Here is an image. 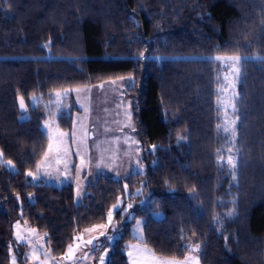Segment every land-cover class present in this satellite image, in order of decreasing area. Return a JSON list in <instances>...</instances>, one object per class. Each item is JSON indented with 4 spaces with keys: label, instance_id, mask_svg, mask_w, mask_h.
Masks as SVG:
<instances>
[{
    "label": "trees",
    "instance_id": "16d2710c",
    "mask_svg": "<svg viewBox=\"0 0 264 264\" xmlns=\"http://www.w3.org/2000/svg\"><path fill=\"white\" fill-rule=\"evenodd\" d=\"M213 55L264 57V0H0V155L15 167L0 162V264L12 251L25 264L16 222L60 257L125 196L132 207L115 211L106 264H129L137 217L141 242L161 257L184 258L194 240L199 264H264V60L242 61L231 139ZM120 76L133 77L125 97L142 171L99 176L78 203L71 184L32 182L52 93ZM56 122L69 130L72 119Z\"/></svg>",
    "mask_w": 264,
    "mask_h": 264
},
{
    "label": "rangeland",
    "instance_id": "374dc122",
    "mask_svg": "<svg viewBox=\"0 0 264 264\" xmlns=\"http://www.w3.org/2000/svg\"><path fill=\"white\" fill-rule=\"evenodd\" d=\"M216 56L231 55H213V59H215ZM215 61L217 62L219 69L217 100L218 106L221 110L222 131L226 135L232 136L234 125L231 122H236L235 111L233 110L232 105H235L236 110L242 62L237 66L239 68V72L237 73L231 66L230 62L217 61L216 59ZM120 77H123L124 79L121 80L118 79L119 77H114L91 86L62 88L52 93L47 101L52 107L51 117L43 123V129L49 138L45 152L48 151V145L50 142L53 143L54 147L47 161H44V154L42 155L41 161L38 165H41L42 161H44V163L41 167H37L35 172H33V175L37 178L34 179L33 176H30L32 182L43 181L57 186L71 184L74 189L75 202L78 203L83 199L86 193V186L94 182L99 176L124 178L131 175L128 174L129 169L126 168H134L135 163L133 156L138 152V148L141 150V146L138 144L139 142L133 131L131 106L129 100L125 97L126 88L133 84V77ZM113 80L116 81L115 84L111 83ZM76 89H80V91L77 92ZM57 93H60V95L58 96ZM19 101L20 98L18 99V103ZM38 102H40L39 97H32V105H35ZM22 110L24 111V109H21V111ZM61 113L70 114L71 116L72 122L69 130L60 127L56 122V117ZM27 116L28 113L26 114V112H23L20 118H25ZM225 127L228 128V131L224 130ZM59 133H65L67 135L63 137V142L59 144L60 151L57 152L56 141L60 139L58 135ZM230 136L229 138L232 139ZM50 137L52 138L51 140ZM226 155L227 160L229 156L233 159L234 149L228 147L226 149ZM82 158L83 166L81 165ZM58 160L59 163L57 162ZM0 162H2L8 169L12 171L15 170L14 165L12 163L9 164V161L4 160L1 155ZM78 168L80 169L79 179H77ZM133 172L137 173L135 171ZM78 186L79 195L77 194ZM125 198L122 197L119 199L120 209H123L124 211L129 208V202L127 198ZM115 204H117V202ZM110 209H113V205ZM116 210H114V214ZM114 214L111 225L108 226L105 232V236H100V231H103V229H97L96 231L89 233L84 231L86 228L77 235H83V241L74 240V242L71 243L74 248L76 244L80 245L75 251L73 260L65 258L68 246L62 256L53 257L48 248L46 247L47 250L44 248V246H46L44 233H39L36 230L35 232H30L29 230L33 228L29 226V224L27 226V223H25L26 225L20 226L18 230L16 225L19 222H16V241L18 244L21 243L22 245H26V248L28 246V250L25 249L24 246L25 251L22 256L23 261H25V264H41V261H46V264H100V257L103 256L105 257L106 264L110 255L109 249L114 242L117 241L120 235ZM157 215L160 217L161 213H157ZM131 217L132 215L128 214L127 218L130 219ZM100 224H108L107 217L106 221ZM95 225L87 228H92ZM18 231L23 236L22 240L17 239ZM36 233H38V235H36ZM113 235L115 236L114 239L110 241L106 239V237H111ZM131 235L135 237V240L131 242L144 245L142 248L146 246L141 242L143 233L142 220L140 217L135 218L133 221ZM94 237L97 238L94 240V244L99 245V247L95 249L93 245L85 244L87 240ZM27 239H29V241ZM33 239L37 240L41 245L45 244L42 247L43 250L32 245L33 241L30 242V240ZM131 242L126 243L125 249L129 264H132L128 255L129 251H133V249L129 247ZM189 242L187 243L188 245H190ZM196 244L197 243L193 240L189 249ZM146 247L150 249L148 246ZM33 249H35V256L37 258H33ZM45 252L48 253L47 257L44 256ZM85 253H87V258L82 259ZM190 255L199 257V251L190 252L188 250L185 257ZM185 257L179 260H183ZM17 258L18 255L12 251L9 260L10 264H13V259H15V264H17Z\"/></svg>",
    "mask_w": 264,
    "mask_h": 264
},
{
    "label": "snow or ice",
    "instance_id": "6c2138e0",
    "mask_svg": "<svg viewBox=\"0 0 264 264\" xmlns=\"http://www.w3.org/2000/svg\"><path fill=\"white\" fill-rule=\"evenodd\" d=\"M143 55V54H141ZM215 59L217 61H225V62H230L231 66L235 69V71L238 73L239 72V68L237 67L242 61L247 60V59H262L264 60V57H254V58H249V57H241L239 55H231V56H216ZM118 79L123 80V77H119ZM130 79V78H129ZM112 84H115L116 81H111ZM77 92L80 91V89H76ZM66 94V93H65ZM57 95L59 96L60 93H57ZM20 108L21 109H25V102L23 97L20 98ZM233 110L235 111V105H232ZM130 118V117H129ZM233 125L235 124V121L231 122ZM219 127V126H218ZM225 131H228V128L225 127L224 129ZM60 139L58 141H56V151L59 152L60 148H59V144L63 142V137H65L67 134L65 133H59L58 134ZM233 136H235V132L233 131ZM52 138L50 137V140ZM53 143L50 142L48 145V151H46L44 153V161H47L49 158L50 153L53 151ZM230 151V150H229ZM44 161L41 162V165H43ZM59 163V160L57 161ZM11 162L9 161V164ZM228 164H231L233 166V168L235 167V164L233 162V159L231 156L228 157ZM41 165H38L37 167H41ZM81 165L83 166V158L81 159ZM79 172L80 169H77V179H79ZM29 176H33V178H37L33 175L32 172H28ZM233 178L235 179V176H233ZM127 186L125 185V188ZM77 194L79 195V186H78V191ZM129 208L132 207L131 204L128 205ZM119 209L121 212H123V209H120V201H117V204L113 205V209H110L107 213V220H108V224H100V225H95L92 228H86L84 231L85 232H94L97 229H103V231H100V236H105V232L108 228L109 225H111L112 219H113V214H114V210ZM230 215V213H229ZM218 220V218H216ZM139 223V221H138ZM16 228L19 230L20 225L19 223H17ZM30 232H35V229H30ZM115 231V230H114ZM115 236H111V237H106V239H108L109 241L114 239ZM17 239L18 240H22L23 236L20 234V232H17ZM97 238H92L89 239L85 242L86 245H93L94 249L98 248L99 245L98 244H94V240H96ZM75 241H83V235L80 236H76L74 237ZM80 247L79 244H76L75 248L73 247L72 244L68 245L67 248V253H66V259L68 260H73L74 256H75V251L76 249H78ZM131 249H133V251H129L128 255L132 261V264H199V257L195 256V255H190L185 257V259L183 260H179L176 258H162L156 255V253L154 251H152L151 249H148L147 247H143L141 248L139 245H130L129 246ZM200 248V245L196 244L194 247L190 248L189 251L190 252H198ZM135 253V255H134ZM48 253L45 252L44 256L47 257ZM33 258H37L35 256V249H33ZM87 258V253L84 254V256L82 257V259H86ZM13 264H15V259H13ZM41 264H46V261H41ZM100 264H105V257H100Z\"/></svg>",
    "mask_w": 264,
    "mask_h": 264
},
{
    "label": "crops",
    "instance_id": "0c3cea01",
    "mask_svg": "<svg viewBox=\"0 0 264 264\" xmlns=\"http://www.w3.org/2000/svg\"><path fill=\"white\" fill-rule=\"evenodd\" d=\"M139 144V143H138ZM141 149V148H140ZM134 157V163H135V165H134V168H126V169H129L128 170V174H132V173H134L133 171H135V172H138V171H141V169H143V167H142V163H141V150H139V148H138V152L137 153H135V155L133 156ZM139 167H140V169H139ZM139 169V170H138ZM84 170V169H83ZM138 170V171H137ZM84 172V171H83ZM86 172V171H85ZM36 235H38V233H36ZM28 241H29V239H27ZM33 241V243H32V245L33 246H36L37 248L39 247V248H41V250H43L42 249V247L45 245V244H43V245H41L37 240H35V239H33V240H30V242H32ZM131 245H139L141 248H142V246H144V245H140V244H138V243H134V242H131ZM146 247V246H145ZM44 248L46 249V246H44ZM27 250H28V246H27V248H26ZM47 250V249H46ZM8 264H10V261H9V263ZM18 264V263H17Z\"/></svg>",
    "mask_w": 264,
    "mask_h": 264
}]
</instances>
